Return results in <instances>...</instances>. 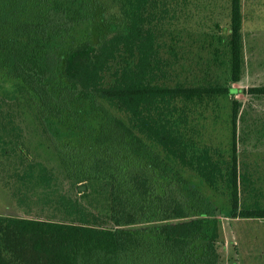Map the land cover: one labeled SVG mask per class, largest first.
Masks as SVG:
<instances>
[{
  "label": "trees",
  "instance_id": "1",
  "mask_svg": "<svg viewBox=\"0 0 264 264\" xmlns=\"http://www.w3.org/2000/svg\"><path fill=\"white\" fill-rule=\"evenodd\" d=\"M166 6L0 0V78L34 108L63 174L90 200L53 189V171L31 157L19 127L0 117V158L14 164L7 175L17 203L45 189V206L62 215H0V264H223L219 207L187 172L228 196L231 217L264 218L262 190L239 164L242 103L232 104L227 156L199 140L192 118L194 108L239 89L174 79L177 63L162 54ZM85 23L109 33L94 41L78 32ZM242 26V0H230L231 82L243 74ZM248 93L264 97V86Z\"/></svg>",
  "mask_w": 264,
  "mask_h": 264
},
{
  "label": "rangeland",
  "instance_id": "2",
  "mask_svg": "<svg viewBox=\"0 0 264 264\" xmlns=\"http://www.w3.org/2000/svg\"><path fill=\"white\" fill-rule=\"evenodd\" d=\"M166 5L167 13H160L164 17L159 22L162 54L177 63L174 79L189 85L214 80L239 89L235 95L218 97L194 108L192 118L199 140L221 149L226 156L231 153L232 104L238 99L242 103L238 121L239 164L248 167L254 176L262 190L260 200L264 205V97L248 93L251 87L264 86V0H242L244 66L240 82L230 81V0H166ZM78 32L99 41L109 33V28L85 23ZM0 113V117L10 118V123L19 127L21 140L31 157L53 171V189L90 205V200L81 199L77 187L63 174L34 108L23 99L21 102L14 99L11 83L1 78ZM12 165L9 158H0V215L61 219L62 215L54 214L52 207L45 206L42 199V194L47 192L45 189L34 188L23 204L17 203L19 193L14 192L15 186L7 175ZM187 175L200 184L203 192L219 207L218 246L223 264H264V218L231 217L227 195L210 190L195 175L189 172ZM84 189L85 184L80 186V190Z\"/></svg>",
  "mask_w": 264,
  "mask_h": 264
},
{
  "label": "water",
  "instance_id": "3",
  "mask_svg": "<svg viewBox=\"0 0 264 264\" xmlns=\"http://www.w3.org/2000/svg\"><path fill=\"white\" fill-rule=\"evenodd\" d=\"M83 188V187H82Z\"/></svg>",
  "mask_w": 264,
  "mask_h": 264
}]
</instances>
